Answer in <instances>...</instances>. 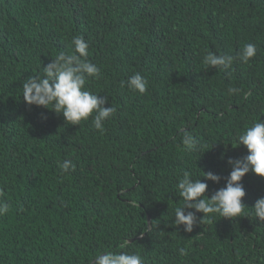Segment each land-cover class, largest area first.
Listing matches in <instances>:
<instances>
[{
  "label": "trees",
  "instance_id": "1",
  "mask_svg": "<svg viewBox=\"0 0 264 264\" xmlns=\"http://www.w3.org/2000/svg\"><path fill=\"white\" fill-rule=\"evenodd\" d=\"M77 35L102 72L86 87L116 108L103 134L22 98L23 81ZM247 43L256 56L230 76L204 66L207 52L236 55ZM135 73L147 94L121 86ZM261 120L264 0H0V189L11 204L0 264H91L105 250L144 264H264V221L251 209L264 178L254 173L242 180L248 217L216 215L191 233L174 225L183 171L210 198L226 187L228 160L248 154L238 135ZM184 131L204 147L184 151ZM64 160L76 171L62 175Z\"/></svg>",
  "mask_w": 264,
  "mask_h": 264
},
{
  "label": "clouds",
  "instance_id": "2",
  "mask_svg": "<svg viewBox=\"0 0 264 264\" xmlns=\"http://www.w3.org/2000/svg\"><path fill=\"white\" fill-rule=\"evenodd\" d=\"M71 44V52H59L47 66L42 67V71L23 81L22 98L29 106L35 105L58 115L62 114L67 124L80 126L82 122L91 120L92 127L103 134L106 131L105 122L114 116L116 108L105 107L108 98L86 87L90 79H100L102 76L100 67L88 59V42L83 36L77 35L73 37ZM256 54V45L247 43L236 55H217L209 51L203 57V64L206 68H216L230 76L234 63L247 64ZM121 86L141 95L147 94L149 87L148 80L139 73L121 81ZM239 91L237 88L228 89L229 94ZM244 98L247 99L246 94ZM238 143L246 146L248 154L242 159L228 160L232 171L227 178L226 187L215 191L210 198L206 195L209 185L200 178L193 179L190 171H183V176L176 185L183 204L175 209V226H183L185 232L191 233L198 223L203 224L216 215L228 219L248 217L246 209L249 207L243 203L246 192L242 180L250 172L264 178V121L254 122L246 127L238 135ZM182 145L183 150L189 153L204 147L188 131L183 133ZM58 167L62 175L76 171V165L71 160L58 162ZM203 173L206 180L215 183L221 180L219 175L212 172ZM251 209L260 221H264V197L259 198ZM10 210L11 204L0 189V217L8 215ZM196 213H203V217L198 219ZM129 243L125 240L119 247L127 248ZM178 252L182 257L188 254L183 247ZM91 264H144V260L138 253L105 250L97 253Z\"/></svg>",
  "mask_w": 264,
  "mask_h": 264
}]
</instances>
